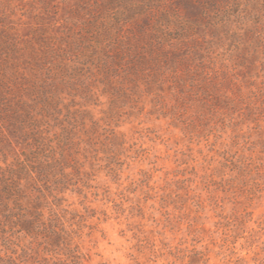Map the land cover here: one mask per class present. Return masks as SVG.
<instances>
[{
	"label": "rangeland",
	"instance_id": "obj_1",
	"mask_svg": "<svg viewBox=\"0 0 264 264\" xmlns=\"http://www.w3.org/2000/svg\"><path fill=\"white\" fill-rule=\"evenodd\" d=\"M131 1L129 32L161 11L174 35V16L194 27L192 59L121 104L117 172L88 165L63 202L72 247L83 264H264V0Z\"/></svg>",
	"mask_w": 264,
	"mask_h": 264
},
{
	"label": "trees",
	"instance_id": "obj_2",
	"mask_svg": "<svg viewBox=\"0 0 264 264\" xmlns=\"http://www.w3.org/2000/svg\"><path fill=\"white\" fill-rule=\"evenodd\" d=\"M53 1L0 0V264H83L66 194L91 175L88 165L117 172L121 104L139 102L192 59L194 27L178 16V35L166 11L129 32L130 0L101 9L77 0L62 18Z\"/></svg>",
	"mask_w": 264,
	"mask_h": 264
}]
</instances>
